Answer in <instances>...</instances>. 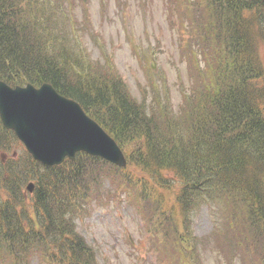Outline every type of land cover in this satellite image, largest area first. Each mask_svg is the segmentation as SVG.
Returning a JSON list of instances; mask_svg holds the SVG:
<instances>
[{
	"label": "trees",
	"instance_id": "1",
	"mask_svg": "<svg viewBox=\"0 0 264 264\" xmlns=\"http://www.w3.org/2000/svg\"><path fill=\"white\" fill-rule=\"evenodd\" d=\"M214 10L217 16L231 13V41L218 48L221 59L213 76L214 85L198 97L186 120L155 117L132 98L124 84L103 72H95L89 79L86 74L79 76L85 78L79 83L80 89L73 86L69 74L61 70L67 67L60 59L67 58L66 40L59 35L63 32L51 25L50 17L41 8L35 9L30 0H0V77H8L16 69L40 74L72 96L81 93L79 100L85 109L123 147L133 146L131 156L138 166L158 174L163 185L167 180L164 170L175 172L182 182L186 204H191L190 196L200 190L211 193L217 189L232 205L264 206L263 96L252 82L262 74V68L256 36L251 31L253 24H264V0H224L216 2ZM246 11L254 18L245 17ZM1 130L0 134L6 132ZM3 143L0 138V148ZM86 160L96 162V158L87 156L81 162ZM64 181L69 185L38 194L31 221L34 227L27 222L30 215L26 206H19L26 202L24 195L0 172V190L11 197L8 206H0V253L9 248L20 254L18 257L32 252L43 242L44 228L54 252L72 257V264H98L94 250L65 218L67 206L75 197L76 178L69 174ZM27 225L32 230H27Z\"/></svg>",
	"mask_w": 264,
	"mask_h": 264
},
{
	"label": "rangeland",
	"instance_id": "2",
	"mask_svg": "<svg viewBox=\"0 0 264 264\" xmlns=\"http://www.w3.org/2000/svg\"><path fill=\"white\" fill-rule=\"evenodd\" d=\"M60 1L64 2L62 11H65L66 0ZM209 2L87 0L81 8V1L76 0L73 18L76 21L71 23L90 59H103L102 49L111 53L114 68L134 97L145 102L142 99L145 92L149 104L167 106L173 113L180 114L205 86L200 75L194 77L192 66L196 59L192 57L196 53L200 58L201 49H205L199 41L203 43L207 38L204 25L210 19ZM131 38L137 47L133 46ZM190 43H195L191 47L194 51L186 48ZM258 53L264 65V41L258 44ZM198 66L201 68L200 62ZM155 107V112H159ZM262 108L264 110V101ZM24 148L18 141L6 150L7 155L18 157ZM98 171L101 173L99 186L92 184L87 200L81 201L85 208L78 213L76 222L78 231L95 249L101 264H245L244 254L251 259L249 264H263L264 234L256 231L264 227V220L259 226H253L241 208L225 206L217 198L211 199L217 202L208 205L202 198L186 208L190 216L187 223L190 234L182 242L178 234H187L188 229L184 227L181 208L174 206L172 190L156 185L154 179L136 165L119 171L113 167L107 169L103 164ZM124 176L146 182L155 195L161 197L164 204L158 206L173 212L170 225L174 232L170 228L161 231L169 225L165 220L158 223V235L153 232L151 204L144 199L143 183L131 187ZM26 191L32 197L33 192ZM0 193L3 192L0 190ZM26 205L34 206L31 199ZM243 238L247 241L240 246L241 251L236 249L235 242L240 243ZM189 244H192L191 249L184 250L183 246ZM159 247L163 249L161 253L157 251ZM180 249L184 250L183 257ZM0 264L13 263L6 255ZM28 264L50 263L43 255H36Z\"/></svg>",
	"mask_w": 264,
	"mask_h": 264
},
{
	"label": "water",
	"instance_id": "3",
	"mask_svg": "<svg viewBox=\"0 0 264 264\" xmlns=\"http://www.w3.org/2000/svg\"><path fill=\"white\" fill-rule=\"evenodd\" d=\"M44 90L45 88H42L40 93ZM32 93L30 91L29 96L23 98L19 104L16 102L14 110L8 107L7 100L10 97L8 92L2 93L0 108L3 110L6 125L24 135L29 148L37 158L54 163L65 154H74L75 151L82 149L91 154L102 155L120 165L125 164V159L115 143L76 103L67 102L56 111L55 108L60 105L58 101L48 102L43 111L40 110V114L36 112L37 96ZM10 99L15 102V99ZM25 104L36 108L28 110ZM26 115L28 117H25Z\"/></svg>",
	"mask_w": 264,
	"mask_h": 264
}]
</instances>
